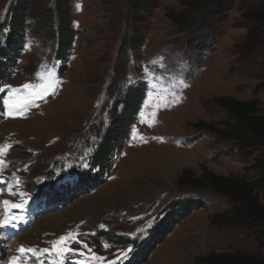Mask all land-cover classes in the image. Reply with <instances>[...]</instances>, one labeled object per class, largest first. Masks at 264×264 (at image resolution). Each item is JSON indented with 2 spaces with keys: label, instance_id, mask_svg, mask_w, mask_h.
I'll return each mask as SVG.
<instances>
[{
  "label": "rangeland",
  "instance_id": "1",
  "mask_svg": "<svg viewBox=\"0 0 264 264\" xmlns=\"http://www.w3.org/2000/svg\"><path fill=\"white\" fill-rule=\"evenodd\" d=\"M139 1L145 9L131 7L130 0H31L30 15L55 13L57 5L68 10L73 41L57 62L58 39L45 34L49 21L26 18L15 40L10 24L18 0H0V264H42L53 256L52 263L62 264L76 254L84 256L77 264L123 262L130 248L123 237L140 242L147 230L155 232L136 264H196L210 253L228 252L264 259V227L219 226L218 217L231 212L233 203L209 187L177 185L184 171L248 182L264 178V170L253 169L262 148L197 129L200 122L219 127L230 120L212 103L216 97L256 100L264 115V87L258 88L264 83V22L242 17L264 8V0H205L184 26L167 18L185 11L181 0ZM51 28L58 30L55 14ZM256 36L252 48H241ZM127 39L139 46L121 52ZM49 79L58 81L54 91L27 110L9 113L6 100H22L29 93L25 84ZM133 89L140 92L136 111L98 179L101 186L69 204L49 205L42 217L26 218L17 234L11 224L20 226L22 218L10 205H36L30 197L35 187L61 170L66 174L57 185L74 183L77 169L87 168L81 161L98 154L112 126L124 125L116 118ZM255 193L264 203V187ZM101 228L109 231V247L93 240ZM61 237L68 239L57 245Z\"/></svg>",
  "mask_w": 264,
  "mask_h": 264
},
{
  "label": "trees",
  "instance_id": "2",
  "mask_svg": "<svg viewBox=\"0 0 264 264\" xmlns=\"http://www.w3.org/2000/svg\"><path fill=\"white\" fill-rule=\"evenodd\" d=\"M204 2L205 0H181V5L185 8V11L176 15L169 14L167 18L177 26H184L191 21V15L196 13ZM130 3L131 7H138L139 10L146 8L143 2L139 0H130ZM31 4V0H18L17 6L13 8L10 26L15 40L19 39V31L21 32L26 18L35 20L46 19L49 21L50 25L45 31V34L51 40L58 39L57 59L64 58L65 51L67 47L71 45L74 36V32L69 28L67 21L68 10L66 7L64 9L63 6L57 5L55 13L52 9H46L43 14L30 15ZM217 5L220 7L222 3L219 2ZM54 14L58 20L57 31H53L51 28L52 16ZM242 17L258 23L264 22V8L248 10L242 14ZM254 34L255 32L251 35ZM57 35L58 37H56ZM133 39H127L125 41L121 47V52H124L127 48L136 49L139 46V43L135 44L132 41ZM259 40L260 38L258 36L252 37L248 39L241 48L248 50ZM3 69L4 65L0 62V73ZM63 71L64 68H62L61 72ZM263 87L264 83L258 85V88ZM139 93L137 89H133L124 100L125 106L123 107V112L116 118L117 122H122L124 124L121 129H116L112 126L106 133L98 149V154L93 159L91 157L88 167L86 169L81 168L80 171L77 169L78 172L76 173L80 176L79 189L73 192L55 191L54 198L46 196L47 203L55 202L58 205L69 204L76 196L88 194V192H86L87 188L95 187L98 189V186H101L98 179L99 177H103L104 170L110 166V162L112 161L111 152L114 153L115 145L121 143L122 132L124 131L126 133V125L132 120L136 111L137 103L135 98L140 96ZM119 103L120 101H117L115 106H118ZM212 103L217 108L226 112L230 120L220 123L219 127L200 122L197 129L213 134L221 140L262 148L264 152V115L258 113V101H238L224 96L213 98ZM262 154V160L257 161L256 164L253 165V169L264 170V153ZM63 175L64 173L62 172V176ZM82 181H86L88 184L82 186ZM96 182L98 184H95ZM177 185L192 190H203L209 187L213 193L221 195L233 203L236 207L231 212H226L218 217L221 220L218 221L220 222L219 226L247 225L254 223L264 227V203L259 201L258 195L255 193L256 188L264 187V178L255 182H248L234 175L222 177L213 173L204 172L199 177H195V175L184 171L182 175L178 177ZM36 190L37 193L44 194L42 193V185L35 187L34 191ZM77 192H79V194ZM189 203L190 207H192V203ZM171 228V226L166 227L165 233H168ZM160 231L162 230L160 229ZM104 236L108 238L109 232L105 233ZM150 238L152 239V237ZM115 243L121 244L120 241H116ZM143 253L145 257L147 251ZM196 264H264V259L243 253H210L207 256L198 258Z\"/></svg>",
  "mask_w": 264,
  "mask_h": 264
},
{
  "label": "snow or ice",
  "instance_id": "3",
  "mask_svg": "<svg viewBox=\"0 0 264 264\" xmlns=\"http://www.w3.org/2000/svg\"><path fill=\"white\" fill-rule=\"evenodd\" d=\"M77 8H79V5H77ZM57 83L58 81L54 79H49L48 82L43 85L34 86L31 84H25L23 88L29 90L28 95H26L22 100H20L19 98H15L11 102L7 100L5 101V104L9 105V113L12 114L17 109L21 111L27 110L28 107H31L35 103L36 99H42L44 96L48 94L49 90L54 91ZM152 115L155 116V113H152ZM141 122L142 123L145 122L143 112L141 113ZM132 135L133 137L137 135L136 130L134 128L132 129ZM4 204L7 206L8 201H4ZM10 207L17 208V207H21V205H10ZM67 239H68L67 237H61L60 240L57 241V245L64 243ZM21 251H23V249H21ZM58 251L63 253L71 250L67 248H59Z\"/></svg>",
  "mask_w": 264,
  "mask_h": 264
},
{
  "label": "bare ground",
  "instance_id": "4",
  "mask_svg": "<svg viewBox=\"0 0 264 264\" xmlns=\"http://www.w3.org/2000/svg\"><path fill=\"white\" fill-rule=\"evenodd\" d=\"M13 122H14V121H13ZM8 123L10 124L11 122H8ZM8 123H7V124H8ZM17 130H18V129H17Z\"/></svg>",
  "mask_w": 264,
  "mask_h": 264
}]
</instances>
